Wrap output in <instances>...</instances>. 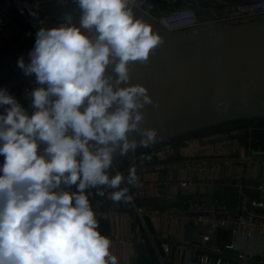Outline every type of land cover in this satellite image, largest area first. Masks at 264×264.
I'll return each mask as SVG.
<instances>
[{
    "label": "clouds",
    "instance_id": "obj_1",
    "mask_svg": "<svg viewBox=\"0 0 264 264\" xmlns=\"http://www.w3.org/2000/svg\"><path fill=\"white\" fill-rule=\"evenodd\" d=\"M73 3L78 23L67 12L40 27L29 61H17L35 76L33 112L0 88V264H119L89 196L109 188L111 201L132 203L121 185H137L136 167L126 181L110 175L115 154L157 141L158 129L142 127L154 100L130 83V65L147 63L164 41L135 16L136 0ZM137 131L140 140L130 139Z\"/></svg>",
    "mask_w": 264,
    "mask_h": 264
},
{
    "label": "water",
    "instance_id": "obj_2",
    "mask_svg": "<svg viewBox=\"0 0 264 264\" xmlns=\"http://www.w3.org/2000/svg\"><path fill=\"white\" fill-rule=\"evenodd\" d=\"M19 1L22 6L29 2ZM67 12L72 13L73 23H78V14L69 5L59 4L48 9L45 27L58 26ZM134 13L164 41L147 63L130 65V83L146 86L154 100L153 105L142 109V127L158 129L152 146L218 125H223V131L248 128L250 121L264 118V16L236 24L213 22L170 31L136 7ZM38 30L34 25V34L0 40V84L10 80L27 82L34 76H25L17 61L21 57L29 61ZM108 72L115 75L112 66ZM25 109L29 114L33 112L29 105ZM129 138L139 141L141 133L132 132ZM144 149L138 147L126 156L117 152L112 172L121 173L123 168L117 162L126 157L135 159ZM3 159L0 156V163ZM133 165L139 167L141 159L130 161L126 167ZM113 204L108 200L104 212L108 213Z\"/></svg>",
    "mask_w": 264,
    "mask_h": 264
},
{
    "label": "crops",
    "instance_id": "obj_3",
    "mask_svg": "<svg viewBox=\"0 0 264 264\" xmlns=\"http://www.w3.org/2000/svg\"><path fill=\"white\" fill-rule=\"evenodd\" d=\"M23 7L26 8V5ZM30 30L33 33V29ZM4 39L8 40V35H5ZM250 122L248 128L215 131L209 135L186 139L178 145H170L175 149V153L169 157L168 162L177 163L194 159H207L209 162L201 165L152 170L138 175V181L144 183V190L137 204L149 208L186 211L194 205L216 203L219 207L236 213L243 193L249 199L260 198L264 193V165H227L218 160L231 154L229 152L237 146L248 148L255 154L264 153V144L262 146L260 142L254 141ZM163 147L166 146L161 148ZM142 155L149 157L141 158V164H145L151 158V153L141 154L138 157ZM150 160L154 161V159ZM130 161L135 163L134 159L126 157L119 160L117 166L122 167L123 170L130 168L126 167ZM123 176L126 181L128 175ZM238 178H242V188L235 185ZM182 181H188L189 185L182 187ZM123 184L132 190L131 185L126 182ZM161 186L164 187L162 192ZM89 200L92 208L99 210L96 214L99 223L98 230L112 241L111 253L117 257L119 264L180 262L192 264L195 255L202 256L205 252L210 253L208 246H202V224L184 222L180 219L149 218L146 221L145 241L137 244L134 224L138 217L132 203L129 207L114 203L109 212L105 213L103 209L105 203L98 207L93 203V198ZM234 240L235 235L232 229H218L214 234V242L224 251L213 257L221 258L230 264H255L250 258L239 259L238 254L242 250L248 251V254L250 251L258 253L261 247L260 235L255 234L246 244H237L235 249L227 250L226 247ZM166 247L170 248L168 253L164 250Z\"/></svg>",
    "mask_w": 264,
    "mask_h": 264
},
{
    "label": "built area",
    "instance_id": "obj_4",
    "mask_svg": "<svg viewBox=\"0 0 264 264\" xmlns=\"http://www.w3.org/2000/svg\"><path fill=\"white\" fill-rule=\"evenodd\" d=\"M59 4L69 5L72 11L76 12V5H74L73 0H29L26 8L21 5L19 0H0V40L4 39L7 31L15 26L18 17L28 20L33 29L34 25L36 26L38 24L40 16L47 15L49 8ZM134 7L151 16L157 23L170 31L188 30L213 22L236 24L248 19L264 16V0H155L154 2L151 0H136ZM28 13H31V19ZM35 87H37L35 76L27 82L10 80L4 84H0V88H6L24 108L31 101L28 93ZM2 112L3 109L0 108V113ZM174 153L175 149L171 146L155 150L150 155V159H154V161L149 159L147 163L136 167L137 176L152 170L201 165L209 162L207 159L186 160L177 163L168 162L169 157ZM229 153L231 154H228L224 158H219V162L227 165H264V153L255 154L248 148L238 146L234 147ZM139 158L141 159L142 157L136 156L134 161ZM128 169L123 170L121 174L128 175ZM115 174L111 172V175ZM241 179L238 178L235 181V185L240 188L243 187ZM188 185V181L181 182L182 187H187ZM122 186L126 187L123 183ZM163 188L161 186V192ZM143 190L144 183L142 181H138L132 190L129 189V193L133 195L132 205L138 217L134 224L135 241L137 244L145 241L147 235V219H180L184 222L203 225L202 246H208V250H210V253L205 252L202 256L195 255L192 264H230L229 262H224L221 258L215 259L213 257L224 251L216 246L214 242V234L220 228H230L235 235L234 242L226 247L227 250L235 249L237 244H246L255 234L260 235V251L258 253L250 251V254H248V251L242 250L239 252L238 258L241 260L250 258L255 264H264V193L257 199H249L243 193L238 211L231 213L219 207L216 203L194 205L186 211L140 206L137 204V201L142 197ZM104 191L105 195L101 199H97L95 196L93 197V203L98 207H101L108 200L111 201L109 197L114 190L106 188ZM93 210L96 214L99 211L96 209ZM164 250L168 253L170 248L166 247Z\"/></svg>",
    "mask_w": 264,
    "mask_h": 264
},
{
    "label": "trees",
    "instance_id": "obj_5",
    "mask_svg": "<svg viewBox=\"0 0 264 264\" xmlns=\"http://www.w3.org/2000/svg\"><path fill=\"white\" fill-rule=\"evenodd\" d=\"M151 1H155V0H151ZM48 22V18H47V15H42L40 16L39 18V21H38V24L37 26L40 28V27H44ZM30 103L31 101L28 103V105L30 106ZM250 126L251 128H253V138H254V141L257 143V142H260L261 145L263 146L264 144V138L262 139H259L260 136H262L264 134V118L262 119H258V120H252L250 122ZM223 125H218V126H215V127H210V128H207V129H203V130H200V131H197V132H192V133H188V134H185V135H182L180 137H177V138H174V139H171L167 142H163V143H160V144H157V145H154V146H151V147H148L144 150H141L137 153V156H140L141 154H150L152 152H154L157 148L159 147H162L164 145H167V144H170V145H178V144H181L184 140L186 139H189V138H195V137H200V136H203V135H209V134H212L215 132V130H220L222 131ZM122 187V186H121ZM123 188V187H122ZM73 190H75L73 188ZM96 197L97 199H101L102 196H99V195H96V191L93 192L90 196H89V199L93 198V197ZM122 207H129L131 206V203L130 204H125V203H120Z\"/></svg>",
    "mask_w": 264,
    "mask_h": 264
},
{
    "label": "rangeland",
    "instance_id": "obj_6",
    "mask_svg": "<svg viewBox=\"0 0 264 264\" xmlns=\"http://www.w3.org/2000/svg\"><path fill=\"white\" fill-rule=\"evenodd\" d=\"M29 14V16H30V19L32 18L31 17V13H28ZM18 20V21H17ZM37 26V25H36ZM45 27V26H44ZM37 28H39L38 26H37ZM30 29H32V26H31V24H30V22L28 21V20H26V19H24V18H17L16 19V23H15V26H13V27H11L8 31H7V34L6 35H8V40L10 41L12 38H14V37H17V36H20V37H24V36H26L27 34H34V33H31L30 31ZM33 31V30H32ZM215 131H217V130H215ZM245 131V130H244ZM247 132V131H246ZM240 133H243V132H240ZM262 138H264V134L262 135V136H260L259 137V139H262ZM164 146H170V144H167V145H164ZM159 148H161V147H159ZM159 148H157V149H159ZM156 149V150H157ZM110 171V173L112 172V170L110 169L109 170ZM73 190V189H72Z\"/></svg>",
    "mask_w": 264,
    "mask_h": 264
}]
</instances>
